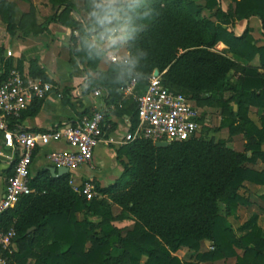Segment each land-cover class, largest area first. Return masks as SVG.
<instances>
[{
  "label": "trees",
  "instance_id": "trees-1",
  "mask_svg": "<svg viewBox=\"0 0 264 264\" xmlns=\"http://www.w3.org/2000/svg\"><path fill=\"white\" fill-rule=\"evenodd\" d=\"M23 1L30 4L28 12L21 11L14 0H0V18L7 32L11 36L20 32L25 39L44 33L50 23L77 30L70 48L89 75L87 94L105 88L114 100L133 77L138 79L137 93H142L158 69L171 90L195 104L222 108V126L231 135L242 134L245 149L238 151L224 139L203 136L173 141L166 147L137 138L116 150L123 172L114 183L102 187L91 180L100 193L92 200L73 189L70 174L54 177L46 167L35 174L30 170L28 184L33 192L0 217L1 228L15 229L14 242L19 246L12 254L0 248L3 256L13 264H26L31 255L37 257L34 264H140L144 255L145 264H200L231 258L235 264H264V228L258 224V214L238 229L229 220L240 205L249 203L240 193L246 182L264 186V167L250 166L257 160L264 165V44H258L249 24L236 33L237 21L258 18L264 36V0H231L227 9L221 0H204V4L198 0H120L123 19L106 27L113 34L129 21L125 36L129 60L112 62L107 70L99 69L105 51L90 39L109 35L94 15L100 0H83L89 17L83 22L72 1L50 0L53 13L43 23L37 20L32 0ZM204 10L211 11V16ZM219 42L227 49H217ZM5 50L0 44V85L12 69L24 72L28 60V76L50 82L54 90L55 81L36 57L5 56ZM255 59L259 65L252 64ZM232 71H239V76L233 79ZM70 91L63 89L65 100H70ZM225 92L230 96L225 97ZM44 99L32 101L28 107L32 116ZM129 99L133 130L137 103ZM252 106L262 110L260 124L249 116ZM115 205L121 208L119 214L113 211ZM131 216L135 227L124 233L115 222ZM205 240L211 241V248L202 251ZM182 247L196 252L192 260L176 254Z\"/></svg>",
  "mask_w": 264,
  "mask_h": 264
},
{
  "label": "built area",
  "instance_id": "built-area-1",
  "mask_svg": "<svg viewBox=\"0 0 264 264\" xmlns=\"http://www.w3.org/2000/svg\"><path fill=\"white\" fill-rule=\"evenodd\" d=\"M13 55L14 51L8 48L7 56ZM110 60L127 63L129 58L120 59L117 55H111ZM137 86L138 79L133 77L121 88L125 96L133 97L137 103V122L127 134L125 142L147 138L154 142L170 143L200 136V108L184 94L164 85L162 73L155 75L153 72L142 93H137ZM53 87L50 82L32 79L17 68L12 69L8 78L0 85V133L5 147L15 153L14 156L7 155L14 163L13 174L6 181L5 193L0 203V217L4 211L15 208L21 197L33 192L28 180L37 148L51 142L64 141L67 149L50 150L47 156L54 166L66 167L71 174L92 161L97 145L104 139L105 113L99 108L76 124L65 123L42 131L24 130L17 125L23 111L32 101L35 98H45L53 91ZM91 93L96 98L103 96L101 89ZM12 123L15 125L12 126ZM106 140L110 142V139ZM70 184L87 200H92L99 193L90 179L78 182L71 176ZM15 237L13 227L8 230L0 227L1 250L11 251ZM2 251L0 264H5Z\"/></svg>",
  "mask_w": 264,
  "mask_h": 264
},
{
  "label": "crops",
  "instance_id": "crops-1",
  "mask_svg": "<svg viewBox=\"0 0 264 264\" xmlns=\"http://www.w3.org/2000/svg\"><path fill=\"white\" fill-rule=\"evenodd\" d=\"M70 1L74 3L76 9L77 6L80 8L77 18L82 22L87 21L89 17L82 8L83 0L82 2L77 0ZM19 2L23 3V11L28 12L30 10L28 2L22 0H19ZM33 3L36 6L41 3L38 8L43 11V17H47L37 20L39 23L45 22L51 16L50 14L53 13L50 0H33ZM44 12L46 15H44ZM256 20L261 25L258 18L237 21L236 33L241 34L247 24H249L253 28V36L257 38L256 25L258 23ZM120 27L114 29L113 34L105 38V42L95 40L96 36L90 38L98 48L105 51L103 58L99 62V69L101 70L108 69L110 63H112L110 60L111 55H117L120 59L129 58L127 42L123 37L119 40L121 37L119 34ZM73 33L77 35L78 32L77 30L72 31L70 27L62 24L50 23L44 33L38 36L31 35L24 39L20 36V32L16 35V37H19L17 38L19 41L16 44L17 57L21 55L26 56L27 59L36 57L45 67L50 78L56 83L54 90L45 97L39 112L32 116L30 114L31 109L24 110L25 112L22 113L23 115L17 121V123L19 122L17 125L27 130H47L65 123L76 124L85 116H90L89 114L95 112L98 108L103 109L105 114H107V120L105 121L108 126V136H105V132L104 139L96 147L92 161L75 171L81 178L74 176L75 172L69 174L75 181L79 182L84 179L96 180L102 187H106L114 183L123 172V167L117 160L116 150L127 143L125 139L132 127V115L129 114V101H131L129 98L131 97L119 93L113 100L111 96L109 97L110 93L105 88H97L103 90V96L101 97L96 98L93 97L92 93L87 94L89 75L79 60L71 54L70 45ZM120 41L123 45L119 46L117 42ZM28 70L29 61L26 60L23 71L29 75ZM90 73L95 75L91 71ZM65 87L71 89L70 100L63 98V89ZM106 139H110V142H107ZM67 148L68 146L64 141L51 142L49 145L39 148L31 166L32 174H35L43 167L54 166L47 156L50 150H65ZM7 155L14 156L15 153L5 147L2 133H0V203L5 193L9 170H12L11 167H13V162L7 158ZM117 208L119 207L117 206ZM262 227L264 228V222ZM204 243L208 247L211 245V241L208 240L203 241ZM187 249L188 247H182L178 250V253L186 254ZM238 252L241 253L242 251L238 250ZM179 257L182 256L180 255ZM200 264H235V258L204 261L200 262Z\"/></svg>",
  "mask_w": 264,
  "mask_h": 264
},
{
  "label": "rangeland",
  "instance_id": "rangeland-1",
  "mask_svg": "<svg viewBox=\"0 0 264 264\" xmlns=\"http://www.w3.org/2000/svg\"><path fill=\"white\" fill-rule=\"evenodd\" d=\"M12 1V0H11ZM17 5L19 6V9L21 11L22 7H23V3L19 2V0H14ZM23 1V0H22ZM42 1V0H41ZM78 2H82V0H77ZM25 2V1H24ZM33 2V0H32ZM198 2L200 4H204L205 1L204 0H198ZM222 2V6L224 7V9L228 8V4L231 2V0H221ZM41 4V3H40ZM36 6L35 5V13H36V17L37 19H45L47 16L43 17V11L39 10V5ZM30 7V6H29ZM77 10L78 13L80 11V8L77 6ZM204 13L206 16H211L212 12L209 10H204ZM44 15L45 12H44ZM51 15V14H50ZM213 17V16H212ZM214 18V17H213ZM215 19V18H214ZM257 21V20H256ZM257 29H256V39L258 41L259 45L264 44V36L262 35V29H261V25L260 23L257 21ZM119 34L121 35V37L119 38V40L123 39L126 41V31H119ZM111 36V35H102V36H96L95 40L97 41H104L105 42V38ZM16 36H11L7 30H6V26L5 24L2 22L1 18H0V44H4V46L6 47V50L8 48H11L14 51V57H17L16 51H17V47L16 44L19 41ZM105 37V38H104ZM123 40V41H124ZM117 44L123 45V43L117 42ZM225 44L223 42H219L216 45V48L219 50H225L227 49L226 46H224ZM16 48V49H15ZM119 48V47H118ZM5 50V56L7 55V51ZM229 55L235 59H237L239 61V63L244 64L243 60H240L239 58H236L232 53H229ZM252 64L254 65H259V60L255 59ZM233 79H235L237 76H239V71H232L231 74ZM230 92H225L224 96L225 97H229L230 96ZM197 104V103H196ZM197 106H200V113H201V119L199 120V124H200V136H203L207 139H213L215 141L219 140V139H224L226 140V142H228L229 145L233 146L235 149L237 150H241L243 151L245 149V139L243 137L242 134L237 133L235 135H231L230 132L228 131V129L224 126H222V117H223V111L222 108L220 107H210V106H204V105H199L197 104ZM234 108L237 109V106L234 105ZM262 114V110L259 109L256 106H252L250 108V113L249 116L251 117V119L254 120L255 123L260 124V116ZM264 148V145H263ZM249 154H251L249 152ZM33 165V164H32ZM250 166L255 167V168H263L264 165L260 160H257L254 164H250ZM89 167V166H88ZM75 171H73L72 173H74ZM74 176H76L77 178H81L79 174H76V172L74 173ZM85 180V179H84ZM240 193L243 194L246 198H248L249 203L248 204H242L238 207V210L236 212L235 215H232L229 217V220L231 221L232 225L234 226V228L238 229L239 226H241L243 223H245V221H247L252 215L254 214H258L259 219H258V224L262 227L263 226V222H264V201L261 199V195L264 193V186L261 185H257V184H253L250 182H246L245 186L242 187L240 189ZM121 208H117L113 207V211L115 214H119L120 213ZM80 217H82V215L80 214ZM91 220H99L97 218L94 217H89ZM135 219L131 216V218H127L124 220H120V221H116L115 225L124 230V233L128 230H132L135 227ZM239 232V231H238ZM240 234V232H239ZM205 242V241H204ZM203 244V242H202ZM90 244H88L89 246ZM211 248V245L208 247L205 245V243L203 244V246H201L202 251H206L208 249ZM11 251H9L8 253L12 254L13 252H17L19 250V246L17 244V242H14L11 245ZM176 254L178 256H182L181 258L183 260H192V258L194 257V255L196 254L195 251H193L192 249L188 248L187 249V253L186 254H180L178 252H176ZM5 257V256H4ZM5 264H13L14 262L12 259H8V257H5ZM37 259V257L35 255H31L28 257V262H26V264H34L35 260ZM147 259V256L144 255L141 259L140 264H145V261Z\"/></svg>",
  "mask_w": 264,
  "mask_h": 264
},
{
  "label": "clouds",
  "instance_id": "clouds-1",
  "mask_svg": "<svg viewBox=\"0 0 264 264\" xmlns=\"http://www.w3.org/2000/svg\"><path fill=\"white\" fill-rule=\"evenodd\" d=\"M119 4L120 0H100V2L95 4V8L99 9L98 12L94 13L96 21L101 27H105L106 34L110 35L112 32V29L106 26L112 25L113 21H120L123 19V17L121 16V12L123 11V9L118 6ZM128 22L129 21H125V23L121 25L119 30L127 31Z\"/></svg>",
  "mask_w": 264,
  "mask_h": 264
},
{
  "label": "water",
  "instance_id": "water-1",
  "mask_svg": "<svg viewBox=\"0 0 264 264\" xmlns=\"http://www.w3.org/2000/svg\"><path fill=\"white\" fill-rule=\"evenodd\" d=\"M154 73H155V75H158L159 74V70L156 69L154 71ZM155 145L157 147H166V146L169 145V143L167 141H157V142H155ZM47 169L52 173V175L54 177H60V176L68 174V172H69L68 168L60 167V166L59 167L49 166V167H47Z\"/></svg>",
  "mask_w": 264,
  "mask_h": 264
},
{
  "label": "bare ground",
  "instance_id": "bare-ground-1",
  "mask_svg": "<svg viewBox=\"0 0 264 264\" xmlns=\"http://www.w3.org/2000/svg\"><path fill=\"white\" fill-rule=\"evenodd\" d=\"M57 167V166H56ZM68 174H69V172H68Z\"/></svg>",
  "mask_w": 264,
  "mask_h": 264
}]
</instances>
